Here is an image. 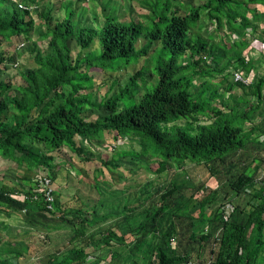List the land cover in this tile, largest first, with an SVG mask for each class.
Here are the masks:
<instances>
[{
    "label": "trees",
    "instance_id": "16d2710c",
    "mask_svg": "<svg viewBox=\"0 0 264 264\" xmlns=\"http://www.w3.org/2000/svg\"><path fill=\"white\" fill-rule=\"evenodd\" d=\"M118 1L90 0L102 9L100 16L92 14L91 24L84 18L88 6L53 1L35 25L31 9L18 3L34 9L41 0H0V47L7 45L0 48V214L13 222H0V264H264V180L256 184L257 172L247 171L262 157L238 164L247 141L264 135V127H245L254 121V107L264 98V77L249 84L229 79L231 66L247 64V34L264 24V12L256 7L264 0L180 2L183 13L168 3L151 21L135 19L134 13L123 19V11L115 14L116 6H110ZM202 9H207L208 22L215 23L214 30L206 28V35L194 34ZM36 28L45 39L41 48L33 40ZM72 42L79 47L75 55ZM21 47L32 55L34 67L16 65L14 51ZM140 56L144 63L118 90L97 101L93 66L114 71L118 61V70H123ZM12 70L21 82L12 81ZM247 96L258 101L255 106L244 101L241 109ZM104 134L111 136L106 144L111 150L117 142L135 139L139 148L131 145L115 153L128 155L136 167L154 176L145 184V198L140 194L121 206L114 202L117 207L97 214L95 202L76 194L67 201L55 183L57 170L70 168L73 156L84 164L91 160L92 151L85 148H94L93 137L103 142ZM103 154L105 159L96 155L105 167H118L119 160ZM201 163L208 176L195 186L189 172L197 173ZM9 169L17 173L8 183L4 178ZM170 170L168 181L159 182ZM222 174L227 176L224 182L210 183ZM42 176L54 186L51 208L36 190ZM138 181L134 176L121 188ZM188 186L193 190L184 200L172 199ZM245 192L257 200L244 217L239 219L233 206L220 212V206ZM170 214L173 222L156 236L159 223ZM113 216L106 228L96 226ZM57 231L67 235V241L50 248ZM34 238L47 252L29 258L37 252L31 244Z\"/></svg>",
    "mask_w": 264,
    "mask_h": 264
},
{
    "label": "rangeland",
    "instance_id": "374dc122",
    "mask_svg": "<svg viewBox=\"0 0 264 264\" xmlns=\"http://www.w3.org/2000/svg\"><path fill=\"white\" fill-rule=\"evenodd\" d=\"M53 1L58 2L59 0H41V3L34 8V10L32 11V14H33L34 19H35V25L40 24L41 20L39 18V14H41L42 11L45 9L49 10ZM199 1H201V3H202L205 0H119L118 2H112L110 4V6H116V9H115L116 11L114 12L115 14L118 11L119 12L123 11V16H121V17L125 20H129L131 18V14L134 13L135 19H139V20L142 19L143 21H145V20L151 21V19L154 18V15H156V14H158L164 10L163 5H167L168 3H170L169 6L171 9H175L178 6L179 11L183 13L180 5H184V4H185V6L193 5L194 4L193 2H199ZM180 2H183V3L180 4ZM80 5H85V6H88V8H89L84 13V18H85L86 24L92 23L91 18H92L93 13H96V15H98V16H100L102 14L101 6L98 4L94 5V4L90 3V0H72V6L73 7H75V6L80 7ZM110 8L111 7H108L106 11H111ZM206 10L207 9H202L200 11L201 18L197 22V27H196V29L198 31H194V34L200 33V34L206 35L205 32H206L207 27L208 28L210 27L212 29L215 27V23L208 22L209 19H208ZM63 12H64V8L60 9L58 11V13H56L57 17H61L63 15ZM56 14H55V18H56ZM170 15H171V13L169 14V16ZM39 34H40V31L38 28H36L34 31V34H33V40L37 41L36 42L37 46L39 48H41L44 44L43 40H45V39H42ZM139 42L143 43L144 41L142 39H140ZM27 45H31V42H29ZM156 45H157V43H155V46ZM5 46H7L6 42L1 44L0 48H3ZM71 48H72V55H75L79 50V47L76 44H74V42H72ZM14 53L16 55L15 56V60H16L15 63L18 66V68L34 67L35 62L33 61L32 55L30 54V52L27 49H24V47H21L19 49H16L14 51ZM144 61H145V59L143 56H140L137 59L132 58L130 60V62L126 63L125 68L123 70H118L117 65L119 62L116 61L115 67L113 68L114 71H111L112 69L110 67L105 68L104 70H100V69L93 66L94 69L91 70L92 72H94V75H95L94 79H93L95 81L94 87H93L95 90H93V91H95V95L97 96V101H99L100 98L103 100V98L108 97L113 91L118 90V84L123 83L124 80L127 77H129V75L132 72H134L136 69H138L144 63ZM15 71H13V70L10 71L11 78H12V81H16L17 83H19V82H21V80L19 79L18 75H16V77H14V74L16 73ZM6 75L7 74L5 73L2 76L4 77ZM118 77H120V78H118ZM154 78H156V77H154ZM197 81H198L197 82V84H198L200 79H197ZM91 93L92 92H90L89 94H91ZM92 98H95V97L92 96ZM244 101L252 103L253 105L256 103V101L253 98H250L249 96H247V98L244 99L242 103L240 101V103H241L240 108L241 109L245 105ZM96 113H99V112L96 110ZM258 114L259 115L262 114L264 116V112H259ZM92 116H95V114ZM261 124H263V123H261ZM105 134L103 135L104 137L101 136L104 139L103 142L101 141L100 143H98L99 141L97 139H94V137H93L92 140H94L93 141V144L95 145L94 148L93 149L87 148V147L85 148V151H92V155L94 157L91 160H84V161H86V163L84 164L82 159L77 158L76 156H73L71 159L72 160V165L70 166L71 169L67 166L66 167L61 166V168L59 170H57L56 182L58 184L55 183V186L57 189L61 188L64 190V195H65V198L67 201L73 200V198H71V197L75 196V194H76V195H79L80 198L87 200L88 203L89 202H91V203L95 202L97 204V206L99 207L98 208L99 213H97V214H101L104 210L112 208V206L117 207L114 205L115 203L118 206H121L123 204L124 200H130V202H133L134 199H136L140 194H143V198H145L146 193H147L145 190V184L147 181L150 180V176L151 177L154 176L149 171H146V169H144L143 167H141V168L138 166L136 167L135 162L128 155L127 156H120L119 153H117V152L115 153L116 150H118V151L123 150L127 146H131V145L133 147H135L136 149L139 148L138 144L135 142L136 141L135 139L128 137V139L123 140V142H125V143L120 142L118 144V142H117L116 143L117 147L116 146L114 147L116 149L111 150L106 145L109 143L111 136L105 135ZM261 139H263V136H261ZM247 142L250 144L251 143L261 144L262 141H260L258 137H255L254 139H251V141H247ZM91 145H92V142H91ZM247 147H248V145H247ZM98 152H100V153H98ZM254 152H255V150L250 149V154H244V157L240 160L246 164L250 163L252 161V158L254 157ZM95 153L99 154V156L102 159H105V155L103 153H109V155H108L110 157L109 159H111V156L113 155L114 159L119 160L120 163L118 164V167H111V165L109 167H105L102 164V162H100L98 155H96ZM69 154H72V153L69 152ZM146 158H147L146 156L143 157L144 160ZM228 159H231V157H229ZM57 160H59V157L57 158ZM187 163H189V162H187ZM152 164H154V166L156 165V163H152ZM201 164L202 165H199V168L196 169L197 173L192 172V171L189 172L190 173L189 177L191 179V182H194L195 186L201 184L203 181L205 182L207 179V176H208L206 168H205L206 166L203 165V163H201ZM1 166H2V164L0 162V167ZM185 167H187V164L185 165ZM239 170H241V169H238V170L236 169L234 172L237 173ZM173 171L174 170H170L167 175L162 173L160 175L161 177L160 178L158 177V181L162 183V181H163L162 178H164V181H168V178L172 175ZM247 171L251 172L252 170L247 169ZM263 171H264V160H263L262 166H260V171L258 172L257 176L261 175ZM47 172L49 174L51 172V170H49ZM15 173H17V170H15V169L7 170L6 174H5L4 181L8 182V183L10 181H13V179H15ZM134 176L139 178V181H138L136 186H131V187H128L126 189L121 188L122 186H125V184L127 182H130V180ZM104 177L107 180H105ZM226 177H227L226 174H224V175L222 174V175H219L218 178H219L220 182H224V179ZM261 180H264V179L261 178ZM97 181H98V185L96 186L95 184H97ZM211 182H216L214 177L211 179ZM66 183H67V185L65 187ZM104 189H105L106 193H102V191H104ZM110 190H112V192ZM147 190H149V189H147ZM192 190L193 189L190 186L185 187L184 190H182L181 192H175L172 199L184 200V198H185L184 195L188 196L192 192ZM181 194H183V195L181 196ZM147 200H151L150 197L147 198ZM255 200H257V199L254 198V196L251 192L242 193L240 196H238V198H235L232 200L233 210L236 209L234 211H237L239 213V217H238L239 219H241L242 217L245 216V213L247 212L249 205L252 203H255ZM101 203H103V205H100ZM104 203H106L107 206ZM77 205H79V204L77 203ZM193 214L196 215L197 211H194ZM139 218H137L135 220L138 221ZM174 218L175 217L171 214L165 216L158 225L159 229H158V233L156 234V236H160V234H162V232H164L166 230L169 222L170 221L173 222ZM115 219H116V217H114V216L112 218L104 219L102 221H99L96 224V226H99L101 228H106ZM126 226L131 227V224H128ZM124 229H126V227ZM20 233H21V231L15 232V234H20ZM62 233H60V231H57L55 233L58 235L55 238L53 236V243L50 245V248L55 247L57 245H61L63 242L67 241V235L65 236ZM9 236H10L9 238H12V236H15V235H9ZM151 237H152V240H154V241L156 240V237H154V236H151ZM32 242H33V246L37 249V252H35V254H33V255H28L29 258L34 257V256H38V255H41V254H44L45 252H47V247H45V244H43L40 240H38V238H34V241L32 240L31 244H32ZM148 242H149V238H148ZM174 242H172L173 243L172 245H174ZM122 249H124V248H122ZM205 249H206V255L208 257L209 256L208 248H205ZM136 260L139 261L140 259L137 258ZM30 264H34V262H30Z\"/></svg>",
    "mask_w": 264,
    "mask_h": 264
},
{
    "label": "crops",
    "instance_id": "0c3cea01",
    "mask_svg": "<svg viewBox=\"0 0 264 264\" xmlns=\"http://www.w3.org/2000/svg\"><path fill=\"white\" fill-rule=\"evenodd\" d=\"M256 7L261 11L264 12V5L262 4H256ZM258 30L256 32H251L249 30V34H247V47L244 49L243 53L245 56V59H247V61L245 63L247 64H242L241 63V67L237 65V68H242L245 71H249L251 72L254 77L259 76V75H263L264 77V24L263 23H259L258 26ZM253 61V65L249 64V62ZM264 86V84H263ZM234 91H232L233 93ZM255 106V105H254ZM259 107H254V111L252 113V116H254V121H251L247 123L248 126L245 125V127L247 129L251 128L252 126H254L255 128H263L264 127V116L262 114H258L260 112V110L264 111V98L261 97V99L259 100ZM251 116V117H252ZM263 123V124H261ZM257 137V136H256ZM259 140L262 141L261 144H257V143H247V145H245V148H241L240 149V154L242 153V157L241 159L244 157V154L247 152V154H250V149L255 150L254 152V156L256 157H262V159L264 160V140L261 139V136L259 137ZM246 150V151H244ZM236 159H240V158H236ZM261 159V161L259 163L255 162H251V167L250 170L254 171V172H259L260 171V166L263 163V160ZM246 164L244 162H242L241 160L238 162V164ZM216 180V182H210L215 184H221L222 182H220L219 178H216L215 176H213ZM258 185H260V183H257ZM238 198L237 196L233 197ZM7 222L10 221L12 222L11 219H7V217L3 214H0V222Z\"/></svg>",
    "mask_w": 264,
    "mask_h": 264
},
{
    "label": "clouds",
    "instance_id": "9594fccd",
    "mask_svg": "<svg viewBox=\"0 0 264 264\" xmlns=\"http://www.w3.org/2000/svg\"><path fill=\"white\" fill-rule=\"evenodd\" d=\"M26 3H22V2H19L18 3V5L20 6V7H24V8H29V9H31L30 11H33L34 9H32L31 7H30V4L28 5V4H26ZM32 14V13H31ZM32 16H33V14H32ZM34 17V16H33ZM208 28V27H207ZM209 30H214V28L212 29V28H208ZM215 32V31H214ZM230 34H231V31H230ZM232 36L233 37H235L236 35L235 34H232ZM244 61L246 62L247 61V59H245V56H244ZM238 66H240L241 67V63H239V64H237ZM237 65L235 64L234 66H231V68H230V70H231V74H230V78L229 79H231V80H233V81H241V82H243L244 84H249V83H251L253 80H255L258 76H256V77H254V75L251 73V72H249V71H245V70H243L242 68H237ZM235 72H238V73H240V76L241 77H243V78H247V82H244L243 80H241L240 78H236L235 77V75H234V73ZM259 76H263V75H259ZM250 98H253L256 102L258 101V98H256L255 96H251ZM261 136H263V139L262 140H264V135H261ZM257 174H258V172L256 173V175H255V183L257 184V183H260L261 184V175H258L257 176ZM226 205H229V210L232 208V204L231 203H229V204H224L223 206H220V212L221 211H224V207H226Z\"/></svg>",
    "mask_w": 264,
    "mask_h": 264
},
{
    "label": "built area",
    "instance_id": "2783aa9c",
    "mask_svg": "<svg viewBox=\"0 0 264 264\" xmlns=\"http://www.w3.org/2000/svg\"><path fill=\"white\" fill-rule=\"evenodd\" d=\"M234 75L236 78H240L244 82H247V78L241 77L240 73L235 72ZM36 190L37 192H41L43 194L45 201L48 204V207L51 208L54 200V196H53L54 186L51 182V179L48 176H42L38 180V187ZM34 197H36V195ZM228 211H229V205H226V207H224V212H228Z\"/></svg>",
    "mask_w": 264,
    "mask_h": 264
}]
</instances>
